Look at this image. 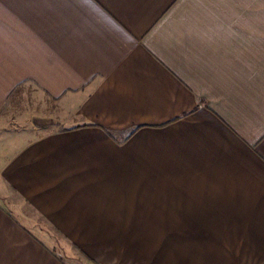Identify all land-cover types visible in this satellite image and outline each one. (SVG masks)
Masks as SVG:
<instances>
[{"label": "crops", "instance_id": "0c3cea01", "mask_svg": "<svg viewBox=\"0 0 264 264\" xmlns=\"http://www.w3.org/2000/svg\"><path fill=\"white\" fill-rule=\"evenodd\" d=\"M39 223L89 263L264 264V0H0V264H65Z\"/></svg>", "mask_w": 264, "mask_h": 264}, {"label": "rangeland", "instance_id": "374dc122", "mask_svg": "<svg viewBox=\"0 0 264 264\" xmlns=\"http://www.w3.org/2000/svg\"><path fill=\"white\" fill-rule=\"evenodd\" d=\"M55 103L52 100L39 98L31 93V91L23 90L16 94L9 100L8 108L11 110L8 116L12 119L17 117H23L29 125V128H34L32 125V118L37 116L34 113H41L40 117L53 119ZM26 122V123H27ZM50 129H54V126H50ZM32 130V129H31ZM28 213V210H26ZM40 224V223H39ZM31 227L33 231L39 236L44 237L47 241V245L54 249V253L65 264H91L89 263L79 252H77L66 240L58 236L54 230L47 226ZM42 226V227H41Z\"/></svg>", "mask_w": 264, "mask_h": 264}, {"label": "trees", "instance_id": "16d2710c", "mask_svg": "<svg viewBox=\"0 0 264 264\" xmlns=\"http://www.w3.org/2000/svg\"><path fill=\"white\" fill-rule=\"evenodd\" d=\"M80 253H81V252H80ZM81 254H82V253H81ZM82 255H83V254H82ZM91 264H96V263L91 261Z\"/></svg>", "mask_w": 264, "mask_h": 264}]
</instances>
